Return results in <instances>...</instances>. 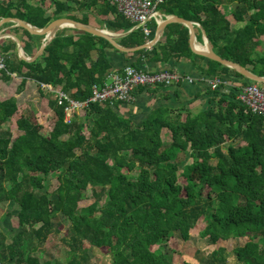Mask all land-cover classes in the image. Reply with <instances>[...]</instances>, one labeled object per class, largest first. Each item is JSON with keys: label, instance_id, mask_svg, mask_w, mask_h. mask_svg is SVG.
Segmentation results:
<instances>
[{"label": "trees", "instance_id": "1", "mask_svg": "<svg viewBox=\"0 0 264 264\" xmlns=\"http://www.w3.org/2000/svg\"><path fill=\"white\" fill-rule=\"evenodd\" d=\"M157 10L198 23L215 54L264 77V0H163ZM88 11L106 17L110 32L128 33L118 39L121 47L146 43L143 30H133L110 0H54L50 14L28 0L0 1V18L39 29L58 18L88 24L78 17ZM20 30L30 55L29 46L43 37ZM66 31L44 48L41 62L20 59L13 42L0 43V54L11 56L0 80L19 78L16 94L27 81L35 82L50 111L44 123L21 111L14 135L7 124L19 110L16 98H0V208L12 203L17 209V232L0 240V264H91L93 248L111 256V264H177L180 252L167 254L156 246L173 236L190 241L201 218L207 222L197 235L211 244L206 251L196 248L194 256H204L196 264H230L231 258L264 264V115L247 111L233 94L215 91L213 106L198 113L158 107L137 123L119 114L120 102L91 103L83 120L73 113L66 123L64 106L41 85L86 101L91 87L103 85L112 72L106 50H114L103 38ZM135 53L138 62L205 59L192 53L188 29L178 23L167 25L154 47ZM199 65L207 75L253 83L215 61L208 60L204 70ZM156 87L137 92L153 93ZM88 191L94 202L80 207ZM52 234L60 235L59 243L47 256ZM240 239L243 245L232 249L217 246Z\"/></svg>", "mask_w": 264, "mask_h": 264}, {"label": "crops", "instance_id": "2", "mask_svg": "<svg viewBox=\"0 0 264 264\" xmlns=\"http://www.w3.org/2000/svg\"><path fill=\"white\" fill-rule=\"evenodd\" d=\"M0 1L2 2L3 0H0ZM53 1L54 0H46L44 4H41L42 2L40 0H28V3L32 6L42 7L48 14H50L52 10ZM98 10H99V7H98ZM158 12L159 14H161V16H167L161 13L160 11ZM97 14L98 13H96V11L94 12L88 11V12H82L81 14H78V17L87 19L88 25L96 29H103V30L109 31L105 26L106 17L97 16ZM154 22L155 21H150L147 24V26L149 28L156 29V27L154 28V24H152ZM155 23L157 25V22ZM196 24L197 25L194 26L195 44L196 45L198 44L197 46L203 47V43H204V39L206 35L204 33V30L200 27V25L198 23ZM166 28L167 26L165 27L163 35L160 39L163 38ZM2 29L4 33L13 35L20 42L21 48H22V44L24 45V43L27 41L26 34L22 30H20V28L18 27L9 25L5 27L3 26ZM65 30H67L65 32L66 34L73 33L71 31L72 30L71 28H65L59 31V33ZM188 33H189V30H188ZM118 39L116 40L117 43H118ZM43 40H44V37L39 40V43L34 42L29 46V51L31 52L30 55L24 52L22 48L23 55L26 58H29V59L36 58L35 60H31L29 62H33V61L41 62L42 61L43 51L39 53V50L41 48ZM1 42H6L7 44H11V42L15 43L16 55L19 57L18 45L13 38H10V37L3 38L0 40V43ZM106 54L112 66V72L106 78L105 82L111 81L112 75L121 74L123 69L126 66H132L136 69L148 70V71L169 70V71L177 72L182 75H186L193 79L192 84H179V85H173L170 87H156L157 90L153 93H146V90L140 93L138 92L135 93V100L132 103H129V104L121 103L119 105V108H118L119 114L126 118L132 119L133 121L139 123L143 121L148 116L150 111L154 108L169 107L173 109H178L182 107H187V109L191 110L193 113H198L201 110H206L212 107L214 104V98L216 97V94L215 92H212L209 89V82L215 78H220V77L207 75L196 67V65H198V62H199L200 64L199 66L202 68V70L207 69L208 59L206 58L203 59L202 61L196 58L170 59L167 62L157 63V62L148 61L147 59H142L141 62H138L140 58L138 54L123 53L115 49L114 50L107 49ZM9 55H7L6 57L10 58L11 56ZM221 78H222L223 83L224 82L226 83L224 85H221L218 88L219 93H223L225 96L226 95L230 96V94H233L236 96L239 87L244 82V79L236 78L233 76L221 77ZM8 83H14L16 87H18V84L20 83V79L15 76H12L11 80L8 82H3L0 80V98L1 99L15 97L17 98L16 101L18 102V98L22 97L24 99L27 98L28 102H33L32 100H36L37 98L36 95H38L39 105L43 104L42 102L44 100L41 98L35 82L27 81L24 91L20 94H13V95L6 93V88H7ZM53 90L59 91V90H56V88H53Z\"/></svg>", "mask_w": 264, "mask_h": 264}, {"label": "built area", "instance_id": "3", "mask_svg": "<svg viewBox=\"0 0 264 264\" xmlns=\"http://www.w3.org/2000/svg\"><path fill=\"white\" fill-rule=\"evenodd\" d=\"M110 2L115 5L117 12L134 27L141 26L146 42L151 41L155 29L149 28L147 24L150 21L157 23L161 21L162 17L157 9L163 0H110ZM6 59L5 55L0 54V70L5 69ZM192 83V78L174 71H148L126 66L121 74L112 75L111 81L104 82L103 85H93L90 97L82 102L71 99L62 91L53 90L50 85H41V87L56 94L58 105L64 106V121L70 123L73 113L78 115L80 110H84L91 103L129 104L135 100V93L139 88L170 87ZM225 83L222 78H215L209 82V89L212 92L218 91V88ZM235 99L252 114L264 115V90L256 83L241 85Z\"/></svg>", "mask_w": 264, "mask_h": 264}, {"label": "rangeland", "instance_id": "4", "mask_svg": "<svg viewBox=\"0 0 264 264\" xmlns=\"http://www.w3.org/2000/svg\"><path fill=\"white\" fill-rule=\"evenodd\" d=\"M230 9H228V11H230ZM257 85H260V84H257ZM260 88L264 90V85H260ZM16 90H17V87L14 83L7 84L6 93L13 95V94H16ZM36 97H37L36 100H32L33 102H28L27 98L26 99L22 97L18 98L17 103L19 105L18 106L19 110L17 111L16 115L13 117L12 121L7 124V126L13 131L14 135L18 134V131L15 128V120L17 117H19V115L21 114V111L23 110L27 109L33 112V114L36 115L39 123H44L48 119L50 115V111L47 108L45 100L42 102L43 104L39 105L38 95H36ZM83 114H84L83 110H80L78 112V115L80 119L82 120L84 118ZM162 137L164 141L168 140L167 134L165 131ZM76 153H79V152L76 151ZM191 159L192 158H190L189 155H186L184 160L185 162H190ZM51 184L52 183L50 181L45 182L46 188L48 189L49 192H51L53 189V185ZM90 193L91 192L88 191V194L86 195L85 200L79 204L80 207L89 206L90 204L94 202ZM99 204L103 205L104 201L100 202ZM16 213H17V209L12 203H6L3 205L2 208H0V240L2 239V237H5V239L9 241L11 237L17 232V228L15 227ZM206 222L207 220H205V218H201L197 222L194 229L191 231L192 238L190 241L183 243L177 237L173 236V237H170L168 240L162 241L160 244H158V246H156V248L167 254H170L171 251H174V250L180 252L181 256L177 264H182L183 262H189L191 264H196V262H198L199 259L203 263L204 262L203 254L201 255L196 254L194 256V252L196 251V248L201 251L209 250L208 248L210 247V244H211L209 240L201 239L197 235L198 232L204 228V226L206 225ZM59 227L62 231H64V229L67 228L66 224H62V223H60ZM59 236L60 235L58 234L50 235L46 243V246H45L47 256L49 255L52 256V254L54 253L56 245L59 243ZM244 241L245 240L240 239V240H230L228 242H219L217 246L222 245L224 247H227L228 249H232L237 246L243 245ZM259 242L261 243L262 240H259ZM90 252H91V264H111V260H112L111 256L104 254L99 249L93 248ZM4 263L5 262H3V264ZM230 264H236L232 258L230 259Z\"/></svg>", "mask_w": 264, "mask_h": 264}, {"label": "water", "instance_id": "5", "mask_svg": "<svg viewBox=\"0 0 264 264\" xmlns=\"http://www.w3.org/2000/svg\"><path fill=\"white\" fill-rule=\"evenodd\" d=\"M159 15L161 16V14H159ZM161 17H162V19L159 23H157L156 29L154 31V36L151 39V41L146 42L143 45H140L138 47L131 48V49L123 48L116 42V40L118 38L124 37L128 33L115 34V33L109 32L107 30L96 29V28H94L88 24H82L80 22H77V21H74V20H71L68 18H58V19L52 21L48 26H46L45 28H42V29L33 27L30 24L26 23L25 21H22V20L17 19V18H2V19H0V40L3 38H8V37L13 38L18 45V54H19L20 59H23L27 62H29L31 60H35L36 58L35 59H29L23 55V51H22L20 42L13 35L4 33L2 27L5 24L11 23L12 26L22 28V29L26 30L27 32H29L31 35H37V36L44 37V40H43V43H42L41 48L39 50V53L44 50V48L49 44V42L56 36V34L59 31L65 29V28H71V29L83 31V32L91 34L93 36L103 38L106 41H108L115 50H118L120 52L135 53V52H138L140 50H149L152 47H154L157 44V42L160 40V38L162 37L165 27L169 24H172V23H178V24L185 25L188 28V30H189V46H190L191 51L194 54L201 56V57H204L208 60L215 61L222 66H225L229 69L236 71L238 74H240L242 77H244L247 81H250V82H253L256 84L264 85V77L256 76L252 72L247 70L246 68L240 66L239 64L227 61L225 59H222L217 54H215L213 52L211 46L209 45L208 39L206 36L204 39L203 47H201V49H200L195 44L194 26L197 25L196 23L187 21V20L182 19V18L177 17V16H161ZM140 27L141 26H135L132 29L133 30L139 29Z\"/></svg>", "mask_w": 264, "mask_h": 264}, {"label": "bare ground", "instance_id": "6", "mask_svg": "<svg viewBox=\"0 0 264 264\" xmlns=\"http://www.w3.org/2000/svg\"><path fill=\"white\" fill-rule=\"evenodd\" d=\"M198 45V44H197ZM200 49H201V47L200 46H198Z\"/></svg>", "mask_w": 264, "mask_h": 264}]
</instances>
